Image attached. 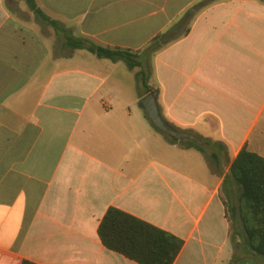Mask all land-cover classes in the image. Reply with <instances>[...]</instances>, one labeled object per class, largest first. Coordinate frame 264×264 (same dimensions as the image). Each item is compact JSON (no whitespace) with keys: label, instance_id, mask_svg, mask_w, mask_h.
Here are the masks:
<instances>
[{"label":"crops","instance_id":"obj_1","mask_svg":"<svg viewBox=\"0 0 264 264\" xmlns=\"http://www.w3.org/2000/svg\"><path fill=\"white\" fill-rule=\"evenodd\" d=\"M35 1L62 33L0 0V264H138L100 238L113 207L182 240L175 264H252L231 168L245 146L264 157V0ZM67 36L139 53L164 118L205 152L161 138L145 91Z\"/></svg>","mask_w":264,"mask_h":264},{"label":"trees","instance_id":"obj_2","mask_svg":"<svg viewBox=\"0 0 264 264\" xmlns=\"http://www.w3.org/2000/svg\"><path fill=\"white\" fill-rule=\"evenodd\" d=\"M35 15L45 20L57 32L64 29L52 21L38 8L35 0H25ZM164 36L156 38L151 50L158 49ZM67 44L75 50H87L100 59L115 63L124 62L131 70L142 69L141 55L123 49H108L67 36ZM145 95L156 89L149 85L148 74L141 70L137 74ZM154 126V125H153ZM154 128L159 131L155 126ZM160 132V131H159ZM168 137V136H167ZM169 141L187 149L195 148L205 152V148L193 141ZM215 160L217 155H213ZM231 176L241 187L239 206L235 216L242 225L238 234V244L243 263L264 264V157L250 151L245 146L231 168ZM99 235L103 244L111 251L119 253L138 264H175L183 241L143 220L120 209L110 208L104 217Z\"/></svg>","mask_w":264,"mask_h":264},{"label":"rangeland","instance_id":"obj_3","mask_svg":"<svg viewBox=\"0 0 264 264\" xmlns=\"http://www.w3.org/2000/svg\"><path fill=\"white\" fill-rule=\"evenodd\" d=\"M83 54L92 58V60H93L92 67L93 68H99L100 66H106L108 68V69H106L107 74L111 75L115 81L127 83L128 86L132 88L133 96H135V98H138L139 95H142L144 93L143 92L144 89L142 88L141 83L137 77L139 69L131 70L128 67V65L124 62L115 63V62H113L111 60H107V59H100V58L94 59V57H92V55L89 53L84 52ZM153 128H154V126H153ZM263 130H264V113H263L262 118L259 122V128L257 129V132L255 133V135L253 137L254 142L260 140V134H261V132H263ZM156 132L159 136H161V138H163L165 140H169L165 134H163L157 130H156Z\"/></svg>","mask_w":264,"mask_h":264},{"label":"water","instance_id":"obj_4","mask_svg":"<svg viewBox=\"0 0 264 264\" xmlns=\"http://www.w3.org/2000/svg\"><path fill=\"white\" fill-rule=\"evenodd\" d=\"M159 94L160 93L158 90L149 93L141 100L140 103L141 107L147 112L152 124L161 133L165 134L176 142L187 140L203 145L204 143L201 139L192 134L179 130L164 118L158 102Z\"/></svg>","mask_w":264,"mask_h":264}]
</instances>
